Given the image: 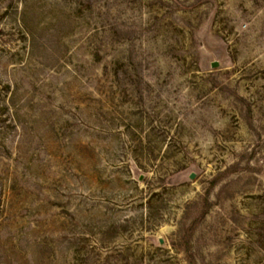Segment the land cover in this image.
Returning <instances> with one entry per match:
<instances>
[{
	"label": "rangeland",
	"instance_id": "1",
	"mask_svg": "<svg viewBox=\"0 0 264 264\" xmlns=\"http://www.w3.org/2000/svg\"><path fill=\"white\" fill-rule=\"evenodd\" d=\"M0 264H264V0H0Z\"/></svg>",
	"mask_w": 264,
	"mask_h": 264
},
{
	"label": "water",
	"instance_id": "2",
	"mask_svg": "<svg viewBox=\"0 0 264 264\" xmlns=\"http://www.w3.org/2000/svg\"><path fill=\"white\" fill-rule=\"evenodd\" d=\"M194 176H195L194 174L191 175L192 178H194Z\"/></svg>",
	"mask_w": 264,
	"mask_h": 264
}]
</instances>
